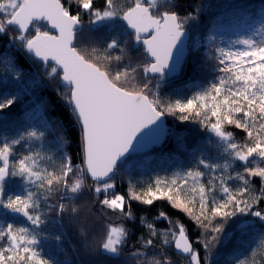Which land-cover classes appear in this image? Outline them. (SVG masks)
<instances>
[{"label":"snow or ice","instance_id":"6c2138e0","mask_svg":"<svg viewBox=\"0 0 264 264\" xmlns=\"http://www.w3.org/2000/svg\"><path fill=\"white\" fill-rule=\"evenodd\" d=\"M77 2L79 8L91 12L90 24L114 19L124 21L150 59L114 68L113 61H121L126 51L115 38L99 54L96 48L89 52L77 47L81 17L73 14L63 0H0V34L14 27L12 39L21 41V46L44 64L54 62L48 76L50 79L59 77L61 84L68 86L65 97L81 124L83 148V166L76 165L74 169L71 158L64 156L49 170L39 166L38 160L42 159L39 152L13 159L15 146L27 140L42 139L43 132L29 130L10 141L0 142V207L39 227L45 223V214L38 211L41 200L49 213L76 214L79 208L74 204L70 207L64 201H74L87 190L104 209L119 211L131 218V211L126 210V196L112 191L116 187L114 175L118 164L130 150L158 139L163 131L162 118L170 115L181 121L198 122L210 131L223 149L225 162L200 158L196 167L177 173L171 179L157 178L153 186L141 193L130 189L127 199L148 205L154 200L166 199L174 208L192 216L205 230L211 226V232L216 235L211 240L205 239L203 247L207 250L224 230L222 224L213 225L214 218L228 219L238 213H250L264 221V210H253L264 198V187L259 197L251 195L249 188L253 177L264 182V167L248 166L255 158L264 162V39L259 42L237 40L235 43L243 45V49L217 48L216 71L221 75L190 98L163 100L155 90L159 83L154 89L148 74H158L163 79L181 70L185 25L195 17L181 18L172 10L171 0H131L122 7H118L115 0H103L101 8L94 7V0ZM41 21L46 22L45 27L50 26L49 30H42ZM259 23L258 35L264 33V14ZM30 32L32 34L28 35ZM213 39L209 37L210 41ZM112 49H120L122 55L113 57ZM138 71L142 81L137 80ZM16 99L14 95L0 98V112L10 108ZM226 125L242 129L246 142H237ZM234 161L241 162L243 167L235 177L227 172ZM216 172L220 174L213 175ZM205 175H209L207 184L202 181ZM10 177L22 178L34 190L24 189L22 195L6 196L5 185ZM86 178L90 179V184H86ZM233 179L242 182L235 190L228 183ZM217 188L224 193L220 200L211 195ZM54 194L56 200L49 203ZM160 216L166 218L164 213ZM147 227L152 238H141L140 247L131 253L134 257L147 259V252L142 249L156 246L153 238L158 233L152 224ZM177 228L178 232L173 228L165 231L160 239L161 248L174 246L177 254L185 256L189 264H203L206 257L193 247L185 227L180 224ZM37 235L28 227L13 224L0 227V241H7L6 246H0V264H51L33 247L39 243ZM128 239L129 232L124 226L109 224L98 247L102 252L119 256ZM260 246L264 249V237ZM257 255L254 249L251 257L238 259L236 264H264V257L258 260ZM160 256L162 259L154 258L148 264H172L163 251Z\"/></svg>","mask_w":264,"mask_h":264},{"label":"trees","instance_id":"16d2710c","mask_svg":"<svg viewBox=\"0 0 264 264\" xmlns=\"http://www.w3.org/2000/svg\"><path fill=\"white\" fill-rule=\"evenodd\" d=\"M73 14L81 17V26L77 36V47H83L89 52L93 48L102 52L107 43L113 38L117 39L122 48L126 49L121 61H113L112 66L133 65L146 62L149 58L144 49L134 39V35L126 28L122 20L114 19L100 24H90L91 12L79 8L77 0H63ZM118 7L126 6L131 0H115ZM181 18L195 17L185 25L188 32V54L180 72L172 77L164 76L148 78L152 86L158 82L155 89L163 100L185 99L194 93L206 88L219 75L216 71L218 61L216 49L219 47L218 38L221 34H235L241 30L251 29L260 24L264 14V0H171ZM103 0H94V7L101 8ZM42 30H48L43 23ZM34 31V30H33ZM15 28H10L5 34H0V98L4 95L16 96L15 103L10 108L0 112V142L3 137L13 136L19 132L34 129L43 132L40 140H32V147L40 149L46 154L49 170L54 164H59L64 156L70 157L75 169L82 165L83 148L82 135L71 105L67 102L65 94L68 86L61 84L59 77L50 79L48 73L53 65L41 64L32 60L26 54L21 41L12 39ZM32 33H28L31 35ZM209 37H214L209 40ZM197 39L199 47L194 48L193 42ZM113 57L122 55L120 49L110 50ZM19 74V75H18ZM138 81L143 77L138 71ZM242 115V114H241ZM166 125L165 139L158 149L142 155H131L118 165L114 175L115 193L126 196V205L132 213L131 218L121 212L104 209L94 198L90 191H84L74 201L65 200L70 207L74 204L79 208L76 214L65 213L57 216L49 213L41 200L38 211L44 213L45 223L40 225L43 241V256L51 264H148L149 261L162 259L161 251L171 258L172 264H189V260L177 254L174 246H160V239L165 231L173 228L178 232L177 225L185 227L193 247L206 257L203 264H236L238 259L251 257L252 250H257V259L264 257V249L260 240L264 237V221L252 216L250 213L237 214L228 219L216 217L213 225H223V232L219 240L210 250L204 249L205 239L211 240L215 233L211 226L205 230L196 220L181 209L174 208L166 199L154 200L151 205L138 200H128L130 189L141 193L153 186L157 178L171 179L177 173L197 166V160L204 158L215 163H224L223 149L218 146V139L208 130L195 121H181L175 116L163 117ZM232 131L237 142L245 143L246 134L242 129L234 126H225ZM19 147H15L16 159ZM264 167V162L255 158L248 166ZM207 173L206 169H202ZM243 171L242 163L234 161L232 167L227 169L228 174L235 177L237 172ZM219 172L213 175H219ZM75 177L73 176L72 179ZM209 175L202 181L207 184ZM91 181L86 178V184ZM229 186L234 190L242 182L230 180ZM264 182L259 177L250 180V194L261 196L260 189ZM15 186L11 183L5 185V195L15 193ZM220 200L224 193L217 188L214 193ZM57 196L50 197L49 203L55 201ZM101 198H103L101 196ZM247 198V197H246ZM3 209L0 207V210ZM231 210V209H229ZM254 211L264 210V198L254 205ZM165 214L166 218L160 216ZM198 214V212L196 213ZM124 226L129 232L128 243L119 256L102 252L99 241L107 225ZM152 224L158 233L153 238L156 246L142 249L147 252V259L134 257L131 253L140 247L138 243L142 237H150L147 227ZM241 225L246 227L242 228ZM59 237V239H56Z\"/></svg>","mask_w":264,"mask_h":264},{"label":"rangeland","instance_id":"374dc122","mask_svg":"<svg viewBox=\"0 0 264 264\" xmlns=\"http://www.w3.org/2000/svg\"><path fill=\"white\" fill-rule=\"evenodd\" d=\"M104 22H108V21H103L100 23H104ZM98 23V24H100ZM260 27V24L256 25L255 27L251 28V29H246V30H241L240 32H237L235 34H221L218 38L220 39V41H218L219 47L221 48H232V49H243L244 46L240 45V44H236L235 42L237 40L240 39H254L257 42L261 41L262 39H264V33L262 34H256V29H258ZM193 47L197 48L199 47V42L197 39L194 40L193 42ZM34 130V129H31ZM22 133H26V132H19L17 134H14L13 136H5L3 137V140L7 139V140H11L14 138H17L20 134ZM33 145V141L32 140H27L21 143V145H17L20 146L19 147V154L17 156L16 159H19L21 156L25 155V154H30V153H35V152H39L41 154L42 159L38 160V164L41 168H47V161H46V154L44 151L40 150V149H36L34 147H32ZM16 147V146H15ZM11 183L13 184V186H15V193H13L12 195H17V194H24V189H29V190H34L32 185L27 184L26 182H24L22 180V178L20 177H10L8 178L7 183ZM7 224H13L17 227H28L30 229V231H32L33 233H38L37 235V239L39 241L38 244L34 245L33 247H35V249L39 252V254L44 258L43 254V241H42V237H41V232H40V227H35L33 225H31V223L29 221H27L26 218H24L23 216L17 214V213H13L7 209H1L0 210V227H6ZM7 245V241H0V246H6ZM108 254V253H107Z\"/></svg>","mask_w":264,"mask_h":264},{"label":"water","instance_id":"95a60500","mask_svg":"<svg viewBox=\"0 0 264 264\" xmlns=\"http://www.w3.org/2000/svg\"><path fill=\"white\" fill-rule=\"evenodd\" d=\"M122 22L126 26L125 22L124 21H122ZM41 23H43L44 25L46 24V22H44V21L39 22V24H41ZM47 28L49 30L50 26H48ZM126 28H127V26H126ZM127 29L132 33V30L131 29H129V28H127ZM53 34H58V33H53ZM188 38H189L188 32L185 31V36L182 38L183 45H184V61H185V58H186V56L188 54V47H187L188 46ZM138 43L141 44L142 47H143V49H144L143 44L141 42H138ZM25 51H26V54L32 58V60H34L35 62L44 64V62H42L39 58L33 56L31 53H28L26 49H25ZM144 53H145V51H144ZM145 55H146V53H145ZM184 61H183V64H184ZM48 64L54 66V62H49ZM178 73L172 74V75H167V76H168V78H172V77L176 76ZM149 76L150 77H157L159 75L158 74H149ZM71 108H72V106H71ZM73 113H74V111H73ZM74 115H75V113H74ZM75 118H76V120L78 122V119H77L76 115H75ZM161 123H162V126H163V131H162V133L159 134V138L158 139H153V140L147 142L144 146L138 147L137 150H135V151L130 150L129 154H127L126 157L123 158L119 162V164H121L122 162H124L131 155H142V154H146V153L150 152L153 148H156V149L159 148L161 146V144L163 143L164 139H165L166 125H165L164 118H162V122ZM78 125H79V128L81 130V135H82V128H81V124L79 122H78ZM144 131L147 132L148 129H145ZM141 135H143V133H141ZM137 139H139V137ZM145 139L147 140V139H150V138L149 137H146ZM135 143L136 142L134 141V145H135Z\"/></svg>","mask_w":264,"mask_h":264},{"label":"bare ground","instance_id":"6f19581e","mask_svg":"<svg viewBox=\"0 0 264 264\" xmlns=\"http://www.w3.org/2000/svg\"><path fill=\"white\" fill-rule=\"evenodd\" d=\"M167 76V75H166ZM154 149H156V148H154ZM158 149V148H157Z\"/></svg>","mask_w":264,"mask_h":264}]
</instances>
